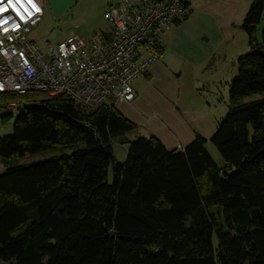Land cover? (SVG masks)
Instances as JSON below:
<instances>
[{
  "label": "trees",
  "instance_id": "trees-1",
  "mask_svg": "<svg viewBox=\"0 0 264 264\" xmlns=\"http://www.w3.org/2000/svg\"><path fill=\"white\" fill-rule=\"evenodd\" d=\"M252 2L242 26L250 49L210 139L223 167L201 136L182 150L155 136L131 140L138 127L117 107L83 111L66 95L0 94L1 106L23 100L13 133L0 138L2 261L264 264V0ZM114 144L128 148L125 163ZM44 153L52 157L12 165Z\"/></svg>",
  "mask_w": 264,
  "mask_h": 264
},
{
  "label": "built area",
  "instance_id": "built-area-1",
  "mask_svg": "<svg viewBox=\"0 0 264 264\" xmlns=\"http://www.w3.org/2000/svg\"><path fill=\"white\" fill-rule=\"evenodd\" d=\"M33 2L39 11L26 3L23 20L11 6L0 13V19L10 17L0 26V94L66 95L83 111L133 102V84L149 74L163 35L190 12L188 0H127L107 11L110 33L98 32L89 39L77 35L43 51L29 39L44 16L41 1ZM22 104L20 98L6 108L14 113Z\"/></svg>",
  "mask_w": 264,
  "mask_h": 264
},
{
  "label": "crops",
  "instance_id": "crops-1",
  "mask_svg": "<svg viewBox=\"0 0 264 264\" xmlns=\"http://www.w3.org/2000/svg\"><path fill=\"white\" fill-rule=\"evenodd\" d=\"M40 1L46 16L47 13L65 15L75 0ZM125 1L103 0L102 10L106 20L109 8ZM129 1L138 4L141 0ZM241 1L245 0H189V16L174 23L165 32L162 37L163 50L151 66L145 83L134 85L136 99L117 106L119 112L137 125V131H147L169 150L184 149L197 136L210 142L217 129L211 111L209 108L193 110L191 106L182 109V92L189 86L190 89L195 88L192 82L196 80L199 69L212 62L216 51L231 40L232 18L240 11ZM82 8L80 4L77 11ZM99 31L106 34L111 32L104 26ZM231 65L237 74V64L231 60ZM185 79L191 81L190 85L182 83Z\"/></svg>",
  "mask_w": 264,
  "mask_h": 264
},
{
  "label": "rangeland",
  "instance_id": "rangeland-1",
  "mask_svg": "<svg viewBox=\"0 0 264 264\" xmlns=\"http://www.w3.org/2000/svg\"><path fill=\"white\" fill-rule=\"evenodd\" d=\"M49 1L51 2V0ZM241 2L242 6L240 11L232 18L234 20L231 22V40H228V42L222 47V49L224 48V54L222 55V49L219 48L215 53L216 56L213 61L199 69L196 80L192 82L195 88L190 89L189 86L186 91L182 92L180 102L182 109H186V106H191L193 110L195 108H209L212 113V118L216 121L217 127L229 113L231 107L229 85L236 77H238V72L235 74L232 69L231 60L232 63H235V65L237 64L238 66L237 59L247 54L250 49L248 35L243 30L242 26L246 13L253 2L252 0ZM102 3L103 0H75L69 12L65 15L47 13V15L43 17L41 23L34 28L29 39L35 42L43 51H47L50 46L57 45L66 38L78 35L89 39L93 34L100 32L99 30L102 26L110 31L111 25L104 17L105 13L102 10ZM80 4L83 8L80 11H77ZM263 26L264 23L261 24L258 33L260 40L262 37ZM235 57H237L236 60H234ZM144 80L146 81L145 77H140L133 85L140 86L143 82L145 83ZM182 83L190 85L191 81L185 79ZM44 96H39V98L45 99L46 96ZM35 104H37V102H28L26 106L30 107ZM18 116L19 111L12 113L5 106L0 105V138L7 137L13 133L14 123ZM137 130L131 134L130 138L132 140L151 137L147 131L140 132ZM113 150L117 162L125 163L128 148L121 144H114ZM206 150L219 167L224 166L222 157L213 143H207ZM53 155L56 154L53 153ZM50 157H52V153L29 155L14 161L12 165H30L35 162L49 159ZM5 170L6 166L0 158V175L3 174ZM213 242L215 246L218 245L217 235H214ZM0 264L13 263L5 262L0 259Z\"/></svg>",
  "mask_w": 264,
  "mask_h": 264
},
{
  "label": "snow or ice",
  "instance_id": "snow-or-ice-1",
  "mask_svg": "<svg viewBox=\"0 0 264 264\" xmlns=\"http://www.w3.org/2000/svg\"><path fill=\"white\" fill-rule=\"evenodd\" d=\"M26 3L30 4L32 8L39 11L33 0H7V4H3L2 2H0V13L8 11V6H11V9L16 13V15L19 16L21 20H23L25 19V17L22 14L21 9H23L24 12H28ZM17 5H19V7H17ZM29 15H31V13H29ZM9 19L10 17L0 19V26L7 24ZM14 27H18V25H15ZM4 30L7 31V29Z\"/></svg>",
  "mask_w": 264,
  "mask_h": 264
}]
</instances>
